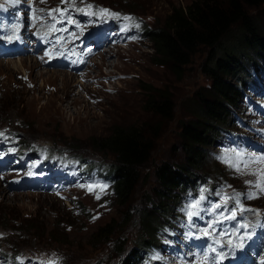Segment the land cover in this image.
<instances>
[{
  "label": "rangeland",
  "instance_id": "obj_1",
  "mask_svg": "<svg viewBox=\"0 0 264 264\" xmlns=\"http://www.w3.org/2000/svg\"><path fill=\"white\" fill-rule=\"evenodd\" d=\"M9 1L0 0V9L6 7ZM65 1L23 0L19 5L9 7L7 12L10 15H5L6 19L0 17V56L5 47L15 46L20 39L27 40V44L15 53L19 54L17 57H2L5 61L0 60V126L9 125L16 130L22 142L59 146L66 149L65 154L70 158L72 155H81L106 166H112L116 161L114 157H106L105 153L93 148V136L108 134L114 124L144 127L148 134L157 135L156 147L151 162L142 170L140 184L129 206L133 210L121 206L110 180L100 178L98 181H86L84 175H74L65 168L68 163L64 157L58 162L60 167L45 162L39 166L31 165V160L20 149L7 150L11 152L3 154V163L5 160L6 162L3 166L0 165V250L7 257L14 254L20 264H28L32 259L34 264H96L102 257L106 259L105 264H121L126 254L140 246V238L145 236L140 224L141 210L146 205L159 201L155 167L164 160L176 162L182 158V126L194 118L195 113L200 112L198 97L205 94V89L211 83L205 71L209 56L216 54L217 49L224 50L233 44L240 34L241 26L233 27L217 49L200 47L191 62L183 67L182 73L177 74L171 63H165L155 55L152 42L145 37L131 41L127 48L114 45L111 48L113 53L101 51L103 54L100 53V56L92 54L95 47L91 45L92 34L79 30L76 24L80 18L70 16L64 7ZM191 1L193 0H94V4L109 10L103 12L106 17L97 18L90 16L88 12L90 2L74 3L72 9L85 12L82 18L89 27L96 30L105 25L114 16L113 13L122 11L125 17L128 14H138L150 26H161L173 7H184ZM262 8L251 9V14L257 21L262 18ZM45 10L50 16L51 26L42 32L39 24ZM116 29L115 25H109L105 31H111L109 37L115 38L119 36L117 33L113 34ZM72 30H75L73 36L69 34ZM11 38L14 40L10 41ZM102 43L103 40H96V48ZM72 47V62L82 57L90 58L88 67L86 63L79 70H68L67 66H63L61 69L72 72L69 74L65 70L52 68L54 61L46 63L52 59L61 62L62 53ZM9 60L12 62H8ZM21 60H26V65H22ZM107 77L110 80L107 81ZM256 77L259 78L258 81ZM256 77H253L254 83H250V89H245L249 90L246 98L232 112L229 124L232 127L231 133L222 132L219 141H241L243 147H240L249 154L237 156L238 162L231 164L222 153L218 157V143L208 151L203 170L198 171L196 179L197 181L202 174L214 176L217 180L222 178L220 186L216 188L221 193L216 195H223L227 221L222 227L221 218L214 216L209 220L205 231L219 232L218 236L207 243L205 249L206 257L213 260L214 264L220 262L221 254L226 251L222 245L235 250L233 256L238 259L236 263L243 264L240 260L245 255H235L236 248L238 252L241 249L239 243L253 246L249 251L248 247L242 250V253L245 250L250 253L246 264H264V192L261 191L264 189L261 176L264 168V108H258L264 103V75ZM150 89L168 90L174 96L176 108L170 119H163L146 110L144 102ZM255 101H258L257 104ZM243 120L248 124L253 123L256 128L247 132L249 129L240 125ZM229 125L225 126L227 131ZM234 132L238 137L233 135ZM252 139L257 141L256 147L251 144ZM3 149V146L0 147V151ZM31 158L36 159L37 156ZM52 162L55 163L54 157ZM75 170V166L71 168L72 172ZM17 171L20 174H16ZM20 177L25 180L21 185L24 189L10 185L11 181L16 182ZM39 178L41 180L36 183L35 180ZM250 194L253 198H248ZM199 199L189 197V213ZM245 205L251 206L254 216L251 210H243ZM194 209L198 220L206 216L205 205L198 204ZM239 212L238 217L242 221H248L245 227L247 231L240 229L241 222L236 218ZM35 214L44 221L35 234H22L19 237L16 229L8 230L4 227L6 217L16 216L24 222L27 217ZM169 215L171 216L170 213L167 214ZM130 216L128 223L126 218ZM255 216L253 224L250 221ZM58 219L70 221L72 225L61 223L62 228H58ZM112 219L120 222L117 228L126 226L124 233L128 238L127 251L115 256L112 254L116 246L106 245L98 249L89 244L94 232ZM187 223L189 227H196L195 224ZM33 224L27 222L21 226L34 228ZM53 227H57L54 234L44 235L45 229ZM171 229H178L174 221H162L157 233L152 236L151 243L142 249L152 254L154 259L160 260V248L165 243L162 234L169 233ZM259 230L261 237L251 239L253 235H258ZM226 233L231 234L227 235L228 238L232 236V239H227L229 242L238 241L237 246L224 239ZM243 235L247 237L245 240ZM187 241L191 243L192 239L187 238ZM24 250L31 251L28 261L18 257L19 252ZM2 260L6 262L5 258ZM143 264L156 263L144 261Z\"/></svg>",
  "mask_w": 264,
  "mask_h": 264
},
{
  "label": "trees",
  "instance_id": "obj_2",
  "mask_svg": "<svg viewBox=\"0 0 264 264\" xmlns=\"http://www.w3.org/2000/svg\"><path fill=\"white\" fill-rule=\"evenodd\" d=\"M260 7H263L262 18L257 21L251 9ZM238 25L241 29L236 41L224 50L217 49L222 39ZM146 33L155 55L165 63H171L177 74L182 73L183 67L191 62L200 47L217 49L218 52L209 56L205 64L211 83L205 89V94L198 97L200 112L182 126V158L176 162L164 160L155 167L159 201L141 210L140 224L145 236L140 238V246L130 250L121 264H136L141 259L139 249L151 243L162 221L168 220L166 215L174 214L181 201L180 193L196 183L198 171L203 170L208 151L217 144L225 126L230 124L232 111L243 101L247 78L250 76V70L247 69L251 64H257V59L264 60V0H193L184 7H173L163 25L148 27ZM144 107L163 119H170L176 103L168 90L150 89ZM144 129L137 125L114 124L108 134L93 136V148L105 153L106 157H114L116 161L112 171L114 194L121 206L127 208L140 184L143 168L152 160L158 138ZM80 161L85 160L81 158ZM130 220L131 216L126 218L128 223ZM27 222H33L34 228L21 226ZM43 223L38 214L27 217L24 222L16 216L6 217L3 222L6 229H16L19 237L37 233ZM61 223L72 225L70 221L58 219V228ZM119 224L116 219H112L100 226L89 244L98 249L106 245L116 246L112 256L125 253L128 247V238L124 233L126 226L117 228ZM56 228L45 229L44 235L54 234ZM105 263L106 259L102 257L96 264Z\"/></svg>",
  "mask_w": 264,
  "mask_h": 264
},
{
  "label": "bare ground",
  "instance_id": "obj_3",
  "mask_svg": "<svg viewBox=\"0 0 264 264\" xmlns=\"http://www.w3.org/2000/svg\"><path fill=\"white\" fill-rule=\"evenodd\" d=\"M100 53H101V51H100ZM101 54H103V53H101ZM111 55V54H110ZM8 62H12V61H8ZM21 62V64L22 65H26V60H21L20 61ZM56 71H58V72H62L61 70L59 71V70H56ZM57 72V73H58ZM114 76V75H113ZM237 238V237H236ZM222 247L224 248V249H226V251H224L223 252V254H221V257H220V264H229V256H233V253L235 252V250H231V249H227L225 246H223L222 245ZM242 254H247L248 255V252H247V250H245V252L244 253H242ZM242 257V256H241Z\"/></svg>",
  "mask_w": 264,
  "mask_h": 264
},
{
  "label": "snow or ice",
  "instance_id": "obj_4",
  "mask_svg": "<svg viewBox=\"0 0 264 264\" xmlns=\"http://www.w3.org/2000/svg\"><path fill=\"white\" fill-rule=\"evenodd\" d=\"M103 11H105V12H108L109 10L108 9H103ZM113 15H120L119 13H113ZM127 18V17H126ZM0 135H2V134H0ZM262 192H264V189H262L261 190ZM248 198H253V196H252V194H250L249 196H248ZM233 218H235V217H233ZM93 219H96L95 217H93ZM212 251H215V249H213Z\"/></svg>",
  "mask_w": 264,
  "mask_h": 264
}]
</instances>
